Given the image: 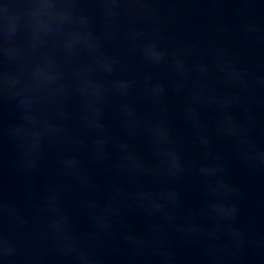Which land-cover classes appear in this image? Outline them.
I'll list each match as a JSON object with an SVG mask.
<instances>
[{
  "label": "water",
  "instance_id": "95a60500",
  "mask_svg": "<svg viewBox=\"0 0 264 264\" xmlns=\"http://www.w3.org/2000/svg\"><path fill=\"white\" fill-rule=\"evenodd\" d=\"M0 264H264V0H0Z\"/></svg>",
  "mask_w": 264,
  "mask_h": 264
}]
</instances>
